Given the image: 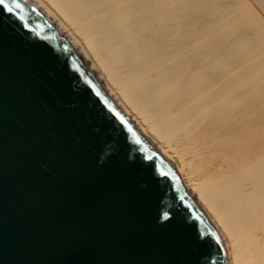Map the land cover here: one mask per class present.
<instances>
[{
	"label": "water",
	"instance_id": "1",
	"mask_svg": "<svg viewBox=\"0 0 264 264\" xmlns=\"http://www.w3.org/2000/svg\"><path fill=\"white\" fill-rule=\"evenodd\" d=\"M5 2L20 8L0 43V264H224L174 170L58 31Z\"/></svg>",
	"mask_w": 264,
	"mask_h": 264
},
{
	"label": "bare ground",
	"instance_id": "2",
	"mask_svg": "<svg viewBox=\"0 0 264 264\" xmlns=\"http://www.w3.org/2000/svg\"><path fill=\"white\" fill-rule=\"evenodd\" d=\"M24 1L174 170L224 264H264V17L253 2Z\"/></svg>",
	"mask_w": 264,
	"mask_h": 264
},
{
	"label": "snow or ice",
	"instance_id": "3",
	"mask_svg": "<svg viewBox=\"0 0 264 264\" xmlns=\"http://www.w3.org/2000/svg\"><path fill=\"white\" fill-rule=\"evenodd\" d=\"M0 43H2V29L5 25H7L9 23V19L5 14V10L7 11V13H11L13 11V8H20V5L18 3L13 2L12 4L6 3L5 0H0ZM21 19H23V17H21ZM12 23H15L14 21ZM129 131H131V129H129ZM137 143H139V141H137ZM164 211H167L165 209H162V213ZM158 222L160 223L161 226L164 225V222L162 219L158 218ZM170 222V221H169ZM199 236V233L197 234Z\"/></svg>",
	"mask_w": 264,
	"mask_h": 264
},
{
	"label": "rangeland",
	"instance_id": "4",
	"mask_svg": "<svg viewBox=\"0 0 264 264\" xmlns=\"http://www.w3.org/2000/svg\"><path fill=\"white\" fill-rule=\"evenodd\" d=\"M250 2H253L252 5L262 14V16L264 17V12L262 9H260V7L257 6V4L255 3V0H250ZM262 10V11H261Z\"/></svg>",
	"mask_w": 264,
	"mask_h": 264
}]
</instances>
